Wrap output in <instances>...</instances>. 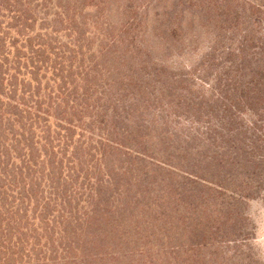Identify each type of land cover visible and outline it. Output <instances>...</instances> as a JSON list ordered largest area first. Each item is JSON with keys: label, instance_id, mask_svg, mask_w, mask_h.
<instances>
[{"label": "trees", "instance_id": "1", "mask_svg": "<svg viewBox=\"0 0 264 264\" xmlns=\"http://www.w3.org/2000/svg\"><path fill=\"white\" fill-rule=\"evenodd\" d=\"M28 1L0 0V264H241L264 196V5L165 2L94 22L90 49L64 9L66 42L35 33ZM182 24L208 32L197 51Z\"/></svg>", "mask_w": 264, "mask_h": 264}, {"label": "rangeland", "instance_id": "2", "mask_svg": "<svg viewBox=\"0 0 264 264\" xmlns=\"http://www.w3.org/2000/svg\"><path fill=\"white\" fill-rule=\"evenodd\" d=\"M174 1L175 0H29L28 2L31 8V13L28 14H31L35 19L33 25V31H35V33H39L40 35L53 33L52 36H54L55 30H58L56 35L57 39H60L61 37V42H66L68 39L67 30L62 32V29L58 27L59 22H61L65 16V13L63 14L59 9H64L70 20L79 23L78 31L82 33V39H86L87 42L91 44L90 49H95L100 42V37L99 33H97L99 31L95 27L94 22L100 23L101 21H108L113 27H117V24L123 21V19L136 14L137 16L143 15L147 24V21L153 18V13L157 12V10H161L162 6L165 5V2ZM191 1L202 6H209L212 2H218L220 0ZM252 1L260 2L264 5V0ZM182 32L180 42H176V44L186 47V44L189 42L187 41V38L192 36V33H195L197 36L194 46L195 51H197L198 48H201L208 38V32H203V29L196 24L192 30L186 29L182 24ZM71 37L72 33L69 34L70 39ZM149 40L150 41H146L145 39V42L150 44L154 41L152 38H149ZM183 47L180 52V56L183 58L182 60L192 58V51L190 52L188 49H183ZM246 209V212L249 213L251 220L253 221L254 230L253 240H250L241 248V251L244 253L241 264H264V196L255 201L249 202ZM51 238V236L46 237V245L49 247L58 244L57 241L52 240ZM84 247H86V245ZM245 254H247V256H245ZM100 263L101 262L97 261L92 264ZM59 264L64 263L60 262Z\"/></svg>", "mask_w": 264, "mask_h": 264}]
</instances>
